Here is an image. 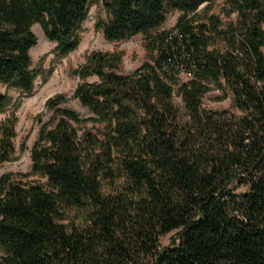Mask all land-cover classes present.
I'll return each mask as SVG.
<instances>
[{"label":"trees","instance_id":"trees-1","mask_svg":"<svg viewBox=\"0 0 264 264\" xmlns=\"http://www.w3.org/2000/svg\"><path fill=\"white\" fill-rule=\"evenodd\" d=\"M216 1L0 0V114L40 74L33 25L61 59L96 4L108 42L141 34L151 53L131 73L120 51L89 54L83 115L46 101L30 170L0 175V264H264V0H225L227 20ZM213 90L233 110L207 109ZM16 121H0V164ZM68 208L81 224L63 223Z\"/></svg>","mask_w":264,"mask_h":264},{"label":"rangeland","instance_id":"rangeland-1","mask_svg":"<svg viewBox=\"0 0 264 264\" xmlns=\"http://www.w3.org/2000/svg\"><path fill=\"white\" fill-rule=\"evenodd\" d=\"M211 9L213 13L220 15L221 19H228L225 0L216 1ZM100 13L101 8L99 5L92 4L90 6L89 16L81 27L78 48L61 59L55 58L53 53L55 44L46 39L39 24L32 26V30L37 37V43L30 50V55L34 66L40 70V74L31 94H21L13 89L8 90L12 102L7 111L0 114V121L11 113L16 116V135L13 138L16 152L12 160L0 164V175L10 171L26 173L30 170L29 149L37 139L41 122H45L50 116V112L46 107L48 99L62 94L65 96L63 106L72 108L82 115L86 113V109L74 98L73 90L79 83V77L75 74V70L84 64L85 58L89 54L99 51H120L122 58L120 70L123 73H131L135 68L150 59L151 53L147 49L145 39L141 34L115 42V44L108 42L101 31L94 27ZM179 15L180 12L178 11L171 12L158 31L174 29ZM182 78L186 79V76L183 75ZM219 96H221V93L218 90L209 91L202 102L207 109L233 110L230 98L217 99ZM175 103L182 104L180 97L175 98ZM64 215L63 223L68 226L81 224L82 222L81 211L76 208L66 209ZM173 236H175V233L171 232L161 237V245L167 246V244H170Z\"/></svg>","mask_w":264,"mask_h":264}]
</instances>
